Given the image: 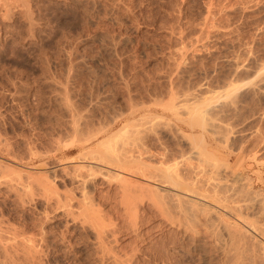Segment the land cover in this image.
<instances>
[{
  "label": "rangeland",
  "instance_id": "rangeland-1",
  "mask_svg": "<svg viewBox=\"0 0 264 264\" xmlns=\"http://www.w3.org/2000/svg\"><path fill=\"white\" fill-rule=\"evenodd\" d=\"M7 1H0V65L6 70L2 68V72L0 67V109L7 116L0 117V130L10 137L16 139L23 130L29 140L33 138L38 148L47 152L52 137L69 138L67 131L74 111L107 127L114 125L116 119L123 120L117 130L134 117L132 114L139 117L147 109H160L161 104L172 101V89L178 95L193 91L199 102L210 95L215 104L229 99L227 83L235 80L237 86L244 88L245 95L240 97L237 108H225L221 116L216 113L221 127H230L227 133L234 130L228 145L218 141L217 152L223 160L227 156L224 145L239 150L242 147L248 155L256 148L259 153L264 150L263 141L256 137L259 133L264 135V95L249 92L250 83L258 81L260 71H264V0H10L13 3L9 7L8 3L4 5ZM182 62L188 69L179 74L177 67ZM67 93L72 100V113L60 101ZM189 104L183 103L179 109L187 110ZM52 154L51 151L47 160H55L56 155L50 158ZM59 182L65 184L63 180ZM108 188L97 194L101 199L107 198L103 205L106 212L117 217L114 205L119 194L107 193ZM151 212L145 214L138 233L126 230L127 225L119 226L122 218L118 217V240L113 244L128 254L136 251L137 264H170L179 258L183 259L182 264H211L208 261L214 254L207 240L211 237L203 228L197 237L199 249L196 240H192V232L182 235L183 229L165 222L159 212ZM56 221L51 225H62L59 219ZM174 228L179 241L168 245L172 248L168 250L172 256L170 263H163L166 259L158 261L157 256L153 260L151 252L156 250L151 239L171 240ZM88 236L86 232L72 235L76 246L66 258L59 251H52L48 257L54 259L53 263L60 260L58 264H94L95 255L87 251L91 240ZM142 241L148 243L144 245ZM140 243L141 250H137ZM76 250L81 251L75 256ZM176 250L186 253L181 255Z\"/></svg>",
  "mask_w": 264,
  "mask_h": 264
},
{
  "label": "bare ground",
  "instance_id": "bare-ground-1",
  "mask_svg": "<svg viewBox=\"0 0 264 264\" xmlns=\"http://www.w3.org/2000/svg\"><path fill=\"white\" fill-rule=\"evenodd\" d=\"M12 3L9 0L4 5L9 7ZM177 68L179 74L186 73L188 69L183 62ZM260 72V79L256 76L259 80L250 83L249 92L255 96L258 92L264 95V71ZM227 85L229 99L215 104L210 95L199 102L193 91L178 95L172 89V101L161 104L160 109H147V113L139 117L132 114L133 120L128 117L131 120L117 130L123 120L116 119L114 125L107 127L78 111L73 112L72 100L67 93L60 97V101L66 111L73 112L67 131L69 138H54L53 134L47 152L40 150L33 138L29 140L23 130L17 131L16 139L0 130V264H58L60 260L53 263L54 259L48 255L59 251L66 258L76 246L72 235L83 232L91 237L87 251L95 255L94 264H137L135 250L128 254L113 244L118 240L115 232L120 221L116 219L121 217L119 226L127 225L130 228L126 230L135 232L145 214L153 213L152 210L159 212L160 218L173 227L183 229L182 235L192 232V240H196L199 249L201 244L197 237L203 228L211 237L207 239L213 251L211 254H214L208 261L211 264H264V150L259 153L260 149L256 148L257 151L252 150L255 153L248 155L241 150L242 147L239 150L226 146L234 130L231 128L228 134L226 131L230 127H221L216 121L217 114L222 115L225 108L236 107L240 97L245 95L244 88L237 86L235 80ZM5 95L9 98L8 94ZM188 102L187 110L179 109ZM2 111L0 109V117L6 113ZM251 134L253 137L256 135L255 132ZM259 134L256 137L264 143V135ZM218 141L227 142L224 145L227 156L223 160L217 152ZM51 151L54 155L50 158L56 155L52 161L47 160ZM73 152L77 154L72 156ZM59 180L65 182L64 187ZM65 180L69 183L66 184ZM107 187V193L119 194L114 205L117 206V217L106 212L103 205L107 198L101 199L97 194ZM57 219L62 225H51ZM158 225L162 227L163 224L160 225L159 221ZM171 231L174 235L171 240L158 236L160 240L153 242L151 239L154 243L151 246L156 250L151 255L157 256L158 261L166 259L162 260L163 263L172 258L168 252L169 248L172 249L168 247L169 243L179 241L178 230L174 228ZM141 240L146 239L141 237ZM173 244L170 243L171 246ZM139 246L142 244L132 249L138 250ZM184 250L177 253L182 255L186 253H181ZM80 251L72 253L76 256ZM214 256L219 259L215 260ZM180 259L169 263L182 264L184 261Z\"/></svg>",
  "mask_w": 264,
  "mask_h": 264
}]
</instances>
